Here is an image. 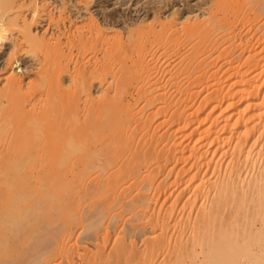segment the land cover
<instances>
[{
	"label": "bare ground",
	"instance_id": "1",
	"mask_svg": "<svg viewBox=\"0 0 264 264\" xmlns=\"http://www.w3.org/2000/svg\"><path fill=\"white\" fill-rule=\"evenodd\" d=\"M161 2L118 30L0 0V264H64L76 225L82 264H264V0Z\"/></svg>",
	"mask_w": 264,
	"mask_h": 264
},
{
	"label": "rangeland",
	"instance_id": "2",
	"mask_svg": "<svg viewBox=\"0 0 264 264\" xmlns=\"http://www.w3.org/2000/svg\"><path fill=\"white\" fill-rule=\"evenodd\" d=\"M21 1L25 2L26 0H21ZM87 1H89V0H71V2H69V0H48V2L45 3V2H41V0H36V3L39 6H43L44 9H46V13L47 12H52L55 15V17H56V20H58L59 19L58 18L59 14H57L58 12L54 8H58L59 11H62L60 9V5H61L62 2L69 3L68 5L70 7V11H71L72 15L75 16L76 14H75V10L73 9V6L75 5V6L79 7V8H83L84 6L87 5L86 4ZM95 1H96V4H97L98 1H100L99 5L101 7H99V6L97 7L96 4H90V5L86 6V8H88V10H89V13L94 15V17L97 19V22H95V24L98 25V22L99 23H103L102 22L103 19H101V14L102 13L103 14H107V15H112V16L114 15V19L117 22V26L116 27H117L118 30L122 27V25H120L121 23H119V22H121L123 19H127L128 17L129 18L131 17L134 20H137L138 18L142 19L143 16L146 14L145 13L146 11L149 10L150 13H151L152 12V10H151L152 8H155V7L159 8V7L163 6V4H164V3L161 2L163 0H139L138 2H137V0H127V2L124 1V0H95ZM166 1L168 2L167 3L168 6L166 8H164V11H166L164 16L167 17L168 14H171V12H177V14L179 16L182 14L181 16H183V18H185L187 16L200 15L201 11L197 7L202 5L205 2V0H166ZM72 2H73V5H72ZM51 3H53V5H51ZM68 5H67V10L63 11L65 13L64 14L65 17H66V13L69 10L68 9ZM172 6H173V9L170 10V8ZM190 11H193V12H192L191 15L190 14L188 15V12H190ZM87 13L88 12L86 10L80 9V15L86 16ZM147 14H149V13H147ZM179 16H176V17L180 18L181 16L180 17ZM40 20L44 21V19H40ZM85 20H86V18H85ZM81 21H78V22H81ZM83 21H84V18H83ZM65 22L67 23V21H65ZM33 27L37 28V30L39 32L41 31V33H43L45 28H46L44 22H42L40 25H37V26L34 25ZM49 29L50 30L47 29V32L49 31L50 34L54 33L55 30H56L53 27H50ZM3 48L0 50V82H3L4 81V77H7L10 74L9 71H7L5 69V67H6V62H7L8 55L13 53L12 47H11L10 44L6 43ZM21 55L18 54L17 57H20ZM23 59L24 60L21 61L18 69H16L15 65L12 67V69H14V72H16L17 70H20L23 73H27V72H29V70H28L29 67L28 66H31V67L34 68V64H33L32 60L28 59L26 56H23ZM30 74H32L31 77L33 78L34 72L31 71L29 73V76H30ZM95 87L96 88L92 89L94 94L99 91L98 87L97 86H95ZM246 203H247V207H248L249 204H248V202H246ZM234 210L236 212H240L239 209H234ZM126 220L122 219L121 220L122 222L120 221V223H119V221H118L117 222L118 224L116 223V225H114V223H112L114 225V228H113V226L110 225L111 223H109V222H111V218H106L104 221H102L103 224L101 223L102 224L101 225V227H102L101 228V235L103 234L102 236H104L105 234L108 233L109 235H111V237H112V235H114L113 237L119 236V234H120V236L121 235L123 236L124 232H126L127 228L129 227V226L128 227L126 226V225L129 224V219L127 221ZM125 222H127L126 225H124ZM241 225L242 224H240L239 227H241ZM79 226L78 225L74 226L75 227L74 231L75 230L76 231H75V234H74L72 245H70L71 248H68V249H70L69 252L67 250L68 254H66L67 252L65 253L66 255L64 254V260L66 259L65 261L63 260L64 264L65 263L66 264L67 263L68 264H82L81 258H78V257L83 254V251H82L83 245H81V241L84 240V239L82 237L83 234L81 233V229L82 228L79 227ZM261 227H264V223H260V222L256 221L255 227H254V225L252 227L251 226L248 227L252 231H254V234L253 233L251 234L246 229V231H247L246 234L249 233V235L251 237L250 238V237H248L249 235H247V237L249 238V242L250 243L252 242L251 244H253V243L259 244V242H255V241H259L261 239H258V238L264 237V235L262 234L261 230L255 231L256 229H259ZM245 228H246V226L243 229H241V231L243 232ZM246 231H244V232H246ZM114 232H115V234H114ZM244 236L247 239V240L245 239V241L248 242V238L246 237V235H244ZM262 239H264V238H262ZM240 241H242V243H244V239H241ZM86 244L88 246L91 245V243H89V242H87ZM182 244H184V243H182ZM73 245H74V247H72ZM197 246L198 245H196V247ZM202 247H203V245L202 246H198L196 248V252H195L196 254H194V255H197V257H199L197 259H201L202 258V254H203ZM204 247H205V245H204ZM72 248H74V249L72 250ZM89 250H92L91 246H89ZM203 250H204V248H203ZM92 251H94V250H92ZM243 258L244 257H242V260L246 261V258L245 259H243ZM188 261L190 263V260H188ZM188 261L186 263H188ZM57 263L60 264L59 262H56V264Z\"/></svg>",
	"mask_w": 264,
	"mask_h": 264
}]
</instances>
